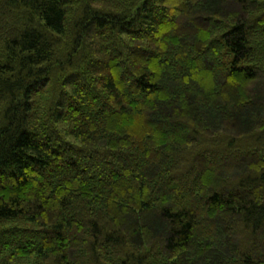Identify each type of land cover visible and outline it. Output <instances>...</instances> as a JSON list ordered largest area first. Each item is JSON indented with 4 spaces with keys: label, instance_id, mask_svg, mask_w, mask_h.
Listing matches in <instances>:
<instances>
[{
    "label": "trees",
    "instance_id": "trees-1",
    "mask_svg": "<svg viewBox=\"0 0 264 264\" xmlns=\"http://www.w3.org/2000/svg\"><path fill=\"white\" fill-rule=\"evenodd\" d=\"M0 264H264V0H0Z\"/></svg>",
    "mask_w": 264,
    "mask_h": 264
}]
</instances>
